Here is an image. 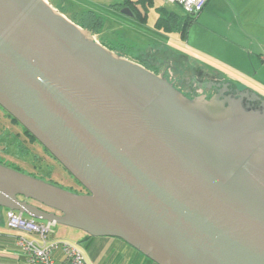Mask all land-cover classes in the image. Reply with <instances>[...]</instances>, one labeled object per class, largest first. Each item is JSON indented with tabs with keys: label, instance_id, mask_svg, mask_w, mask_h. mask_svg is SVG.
Returning <instances> with one entry per match:
<instances>
[{
	"label": "water",
	"instance_id": "obj_1",
	"mask_svg": "<svg viewBox=\"0 0 264 264\" xmlns=\"http://www.w3.org/2000/svg\"><path fill=\"white\" fill-rule=\"evenodd\" d=\"M0 107L86 190L0 163L1 208L156 264H264L263 115L187 98L45 0H0Z\"/></svg>",
	"mask_w": 264,
	"mask_h": 264
},
{
	"label": "crops",
	"instance_id": "obj_2",
	"mask_svg": "<svg viewBox=\"0 0 264 264\" xmlns=\"http://www.w3.org/2000/svg\"><path fill=\"white\" fill-rule=\"evenodd\" d=\"M47 2L56 11L77 25L80 22L82 14L86 12H92L100 16L103 19V25L111 23V21L103 17L102 10L114 14V12L130 8L134 14V17H132L133 22L137 26L142 27L147 25L153 26L150 24V21L152 16H154V28L162 29L166 33H181L192 50L209 58L220 60V63L229 66L235 75L227 74L225 76L224 72L219 69H209L205 65L190 60L189 57L187 58L178 54L171 48H165L168 50L171 58L174 56L182 61L184 70L188 69L186 64L195 63L198 66L200 65V69L198 70L209 74L210 77L215 76L221 80L230 81L234 85L245 86L250 91L264 98V92L260 90L261 88L254 81V79H257L255 78L256 75L260 72L257 71V66L264 69V0H209L204 10L196 16L195 20L186 28V31L182 30L186 20L183 9L178 5L183 11L182 16L177 11L169 10L167 8L168 5L170 6L173 3L167 0H47ZM161 18L167 19V21L163 22V25L160 26L158 25V20ZM127 19L132 21L130 18ZM172 25H174L173 30L167 29L169 27L173 28ZM140 36L139 38L136 37L135 40L148 39L142 33ZM155 45L162 47L164 44L159 40ZM170 62L174 63V61ZM191 69L192 65L189 67V74H192ZM260 76L261 74L259 75L260 83L258 84L262 87L264 86V77L261 76L263 78L261 79ZM4 217L7 220V209L0 208V234L6 233L9 237L13 238L14 243L17 236H26L21 231H19L18 235H10L5 232L4 228L7 226V221L5 224ZM84 235L80 234L77 242L88 240L87 235L85 233ZM110 241L113 240L104 239L102 243L94 242V246L90 248L92 251L96 249L95 255L91 254L90 250L81 249L88 262H98L100 256L103 257L108 252L107 248L109 247L107 243ZM76 243L74 244L76 245ZM125 243L121 246L120 250L123 255L125 254L124 258H127L124 261L125 264H156ZM97 245H101V247H95ZM130 248L134 250L132 251ZM16 249V254L14 255L22 257L24 264H26L24 254L17 246ZM57 258L58 264H61L62 261H59V259L62 258V255L58 253Z\"/></svg>",
	"mask_w": 264,
	"mask_h": 264
},
{
	"label": "rangeland",
	"instance_id": "obj_3",
	"mask_svg": "<svg viewBox=\"0 0 264 264\" xmlns=\"http://www.w3.org/2000/svg\"><path fill=\"white\" fill-rule=\"evenodd\" d=\"M167 8L169 10L177 11L180 16L183 15V11L178 5L170 4V6L168 5ZM102 11L103 17H105L108 21H111V23L107 25H102V30H97L96 33H92L95 40H97L100 44L104 46L107 45L106 47H112L114 53L125 57L131 61L137 62L144 60V63L147 62V65L149 67H151L152 69L155 68L159 71L156 74L165 73L168 67H171L172 64L173 70H180L179 66L181 67V69H183L184 66L182 64V61H180V59L174 56L173 58H171V55L168 54V50L165 49L171 48L178 54L187 58L189 57L190 60L205 65L209 69L214 68L223 71L225 76L227 74L235 75L234 72L230 70V67L226 64L220 63V60L209 58L192 50L188 46L185 38L181 33H166L162 29L154 28V16H152L150 21V24L153 26L147 25L145 27H142L137 26V24L133 22L134 20L132 19V16L124 15L122 13V10L114 12V14L105 12L106 10ZM127 18H130L132 21H129V19ZM141 33L148 39L144 38L140 39V41L135 40L136 37H141ZM159 40H161V42L164 44L162 45V47L155 45V43ZM170 61H174V63H170ZM186 65L188 66V69H183V81L184 75H189L188 72L190 65H192L191 70L193 72L200 69V65L198 66L195 63ZM257 71L260 72L256 75L255 78L257 79H254V81L256 82L258 87L261 88L260 90L264 92V86L261 87L258 84L260 83L259 75L261 74V76L264 77V69L257 66ZM202 76L205 82L210 80L209 74L203 73ZM165 77L171 83L169 74ZM217 79H219V81H216ZM261 79L263 78L261 77ZM211 81H215V83H220V81L222 80L216 77L214 80ZM179 83H181V80H179ZM19 131V128H17L16 125H14L9 119H6L4 114L0 112V163L4 164L5 166L11 169H16L19 172L29 174L43 179L47 182L56 184L71 192L82 193L81 188L76 185L75 179L57 161L48 157L45 152H42L41 148L38 146L37 143L33 142L34 140L30 136L27 138L24 134L18 135ZM22 142L24 143V145L22 144ZM25 217L30 218L27 215H25ZM6 221L7 220H5L4 217L5 224ZM38 221L44 222L40 220ZM4 229L6 230L5 232L10 235H18L20 233L19 231L11 230L7 226H5ZM24 234L26 236H29L27 233ZM80 234L84 235L82 231L56 224L52 227V232L49 234V238L53 241H66L71 244H74L79 240ZM104 238L113 240L107 243V246L109 247L107 248L108 252L105 253L103 257L100 256L98 262L93 261V263L90 264H125L124 261L127 260V258H124L125 254L123 255L120 251L122 248L121 246L124 245V241H122L121 239H115L110 237H96L95 240L98 241L94 240L92 243L88 240L84 243L82 242L80 244V247H82V249L85 248L87 250H90L91 254L95 255L96 249L92 251L90 247L94 246V242L102 243V240H104ZM112 243L114 244L111 246ZM95 247L98 248L101 247V245H97ZM130 250H132V248H130ZM15 252L16 251H14V248L12 250L0 252V264H17L14 263L12 260L10 261V259L6 258H11V256L16 254Z\"/></svg>",
	"mask_w": 264,
	"mask_h": 264
},
{
	"label": "built area",
	"instance_id": "obj_4",
	"mask_svg": "<svg viewBox=\"0 0 264 264\" xmlns=\"http://www.w3.org/2000/svg\"><path fill=\"white\" fill-rule=\"evenodd\" d=\"M167 1L179 5L187 15L197 16L204 10L209 0ZM55 225L26 218L16 211L7 212V227L29 235V237L19 235L15 238L16 246L25 256L26 264H58L56 259L58 253L64 258V264H90L82 250L75 244L50 240L49 234Z\"/></svg>",
	"mask_w": 264,
	"mask_h": 264
},
{
	"label": "flooded vegetation",
	"instance_id": "obj_5",
	"mask_svg": "<svg viewBox=\"0 0 264 264\" xmlns=\"http://www.w3.org/2000/svg\"><path fill=\"white\" fill-rule=\"evenodd\" d=\"M179 68L180 70H173L172 64L171 67L166 70L165 76L169 74L171 83L187 98H201L204 100L215 101V103H222L225 107H228V111L229 109L231 110L233 117L235 116L237 118L239 117V115H242L243 117V114L245 113L247 115L246 119L248 118V122L246 123H249V121H251V119L249 118V115L251 113H258L264 116V98L250 91L245 86H237L230 81L224 80L220 81V83H215V81H211L216 78L213 76H209L210 80L205 82L200 70H198L197 72H193L188 76L184 75L183 81L182 77L184 71L180 66ZM179 80H181V83H179ZM216 81H219V79H217ZM238 104H241L244 108L241 109ZM236 107H239V109ZM0 112L4 114L6 119H9L14 125H16L17 128H19L20 131L18 132V135L24 134L27 138L29 137L25 129L18 122L14 121V119L1 107ZM33 142L37 143L42 152H45L48 157L57 161L44 149V147L38 141L34 140ZM22 144L24 145L23 142ZM75 183L78 187L81 188L82 193H86V190L76 180Z\"/></svg>",
	"mask_w": 264,
	"mask_h": 264
},
{
	"label": "trees",
	"instance_id": "obj_6",
	"mask_svg": "<svg viewBox=\"0 0 264 264\" xmlns=\"http://www.w3.org/2000/svg\"><path fill=\"white\" fill-rule=\"evenodd\" d=\"M185 13V12H184ZM185 18H186V20H185V22H184V24H183V28H182V30L183 31H186V28L195 20V18H196V16H190V15H187L186 13H185ZM143 20H144V18H143ZM165 21H167V19H163V18H161V19H159L158 20V25H163L162 23L163 22H165ZM78 25L80 26V27H82L83 29H86V30H88V31H90L91 33H96V31L97 30H102V25H103V19L100 17V16H97L96 14H94V13H92V12H86V13H84V14H82V17H81V19H80V22L78 23ZM171 26V25H170ZM172 27L173 28H171V27H169V28H167V29H171V30H173L174 29V25H172ZM185 33V32H184ZM105 46H107V45H105ZM107 48H109L110 50H112L113 51V49H112V47H107ZM138 63H140V64H142V65H144L146 68H148V69H150V70H152V71H154L155 73H158L159 71L157 70V69H155V68H151V67H149L148 65H147V62L146 63H144V60L143 61H137ZM198 70H196V71H194V72H197ZM191 73H193V71L191 72ZM202 74H203V72H202ZM14 121H16V120H14ZM17 122V121H16ZM26 131V130H25ZM26 133L33 139V140H35V141H37L32 135H30L27 131H26ZM2 164V163H1ZM16 170V169H15ZM38 178V177H37ZM78 194H80V193H78ZM33 204H36L35 202H32ZM36 205H38V204H36ZM38 206H40L41 208H43L44 210H49L48 208H46V207H44V206H42V205H38ZM1 208V207H0ZM2 209H4V208H2ZM9 210H7V212H8ZM38 221V220H37ZM88 237V240L89 241H94L96 238H93V237H89V236H87ZM104 239H107V238H104ZM88 240H85V241H79V242H77L76 243V246L77 247H79L80 249H82V247H80V244L83 242H86V241H88ZM51 241H53V240H51ZM14 248V251H16L17 249H16V246H15V243H14V240H13V238H11V237H9L6 233H1L0 234V252H3V251H6V250H12ZM16 249V250H15ZM82 250H85V248L84 249H82ZM83 252V251H82ZM84 253V252H83ZM85 255V254H84ZM93 256V255H92ZM6 258H8V259H10V261L12 260L14 263H17V264H24V260H23V258L22 257H17V256H15V255H13V256H11V258H9V257H6ZM56 259H58L57 258V254H56ZM87 259V258H86ZM62 261L61 262V264H64V258H61V259H59V261ZM5 261H7V260H5ZM88 261V260H87ZM150 261H152V260H150ZM153 262V261H152Z\"/></svg>",
	"mask_w": 264,
	"mask_h": 264
}]
</instances>
